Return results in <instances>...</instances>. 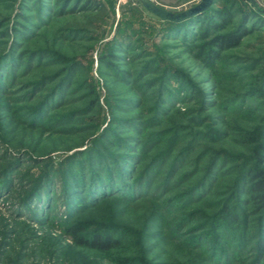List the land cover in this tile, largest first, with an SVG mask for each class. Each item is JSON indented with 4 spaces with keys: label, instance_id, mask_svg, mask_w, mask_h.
Segmentation results:
<instances>
[{
    "label": "rangeland",
    "instance_id": "obj_1",
    "mask_svg": "<svg viewBox=\"0 0 264 264\" xmlns=\"http://www.w3.org/2000/svg\"><path fill=\"white\" fill-rule=\"evenodd\" d=\"M257 1L243 21L247 0H220L225 30H255L206 59L202 23L141 0H0V264H264L247 190L264 169ZM73 225L122 244L80 246Z\"/></svg>",
    "mask_w": 264,
    "mask_h": 264
},
{
    "label": "trees",
    "instance_id": "obj_2",
    "mask_svg": "<svg viewBox=\"0 0 264 264\" xmlns=\"http://www.w3.org/2000/svg\"><path fill=\"white\" fill-rule=\"evenodd\" d=\"M247 1L251 4V6H250V11H246L244 6L242 7V14L244 13L243 21L245 18H248L251 14H253V12L256 9L259 10V7L254 6L249 0ZM214 2H220V0H212L210 5L205 10L190 15L186 18L180 20L169 19L172 21H183L186 19L192 21L197 20L199 23H202L201 26L202 31L199 32V35L202 36V38H205V40L199 43L198 47L200 54H206V59H214L215 57H219L222 51L239 46L242 43L243 38L255 30L254 25L245 26L242 23L239 24L234 29L225 30L226 27L231 22V17L233 16V10L230 7V5L226 6L225 3H221V2H220L221 3L220 7H213ZM105 11H106L105 7L102 5L101 10L97 14H95L98 17L97 20H100L102 18V16L105 14ZM256 61L258 63H262V65L264 64V62H262L264 60L263 58H261V56L260 58H257ZM262 80L264 81V67L262 68ZM211 135L212 137H214L213 134ZM99 139L100 138H96L93 145L98 143L100 146H103L100 144ZM104 146H105L104 148H101V151L98 150V153L96 155L97 159L99 160L101 158L103 159L102 156H104L107 152L110 154V157H112L113 155L114 158L112 157V159H115L117 161L118 155L116 156L115 153L116 151L115 150L112 151L110 147H107L108 145L107 146L104 145ZM125 155L126 153H119L120 158L124 157ZM109 169H110L109 167H106L105 169L106 173L103 176V178L108 176V178L110 177V179H113L114 175L112 173L111 174L109 173ZM90 170L92 174L93 172L94 173L96 172L94 166L92 165H90ZM101 178L102 177L99 175H96V178L92 177V179H101ZM247 178L249 183V187L247 188V190H249V195H250V199L252 200V203L259 209L264 210V169L250 172ZM79 184L80 183L77 182L75 183V185L70 184V189L72 187H74L75 189L79 188L78 186ZM68 186L69 185H67V187ZM227 210L226 208L224 209V215H226L225 213L228 212ZM81 231H82L81 227L76 225L71 226L69 230V232L74 237L76 243L80 246H84L101 252H108L114 248L121 246L122 244V239H120L119 237L112 236L110 234L101 235L95 233L93 235H85V234H80ZM261 251L264 252V245Z\"/></svg>",
    "mask_w": 264,
    "mask_h": 264
},
{
    "label": "water",
    "instance_id": "obj_3",
    "mask_svg": "<svg viewBox=\"0 0 264 264\" xmlns=\"http://www.w3.org/2000/svg\"><path fill=\"white\" fill-rule=\"evenodd\" d=\"M211 1L212 0H200L199 2H197L196 4L192 5L187 9L181 11H173L158 5L153 0H142L145 7L148 8L150 11L154 12L155 14L161 17L174 19V20H180L191 14L205 10L210 5ZM249 1L254 6H258L257 0H249Z\"/></svg>",
    "mask_w": 264,
    "mask_h": 264
}]
</instances>
